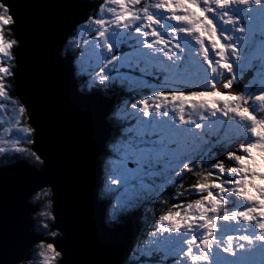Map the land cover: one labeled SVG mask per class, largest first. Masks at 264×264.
<instances>
[{
	"label": "snow or ice",
	"instance_id": "1",
	"mask_svg": "<svg viewBox=\"0 0 264 264\" xmlns=\"http://www.w3.org/2000/svg\"><path fill=\"white\" fill-rule=\"evenodd\" d=\"M105 2L114 7L102 4L78 25L91 39L81 46L74 31L63 57L74 73L87 75L85 83L95 91L115 87L114 73L139 74L130 86L147 89L131 103L136 123L120 125L105 144V183L119 185L109 187L117 194L113 217L128 206L121 203L128 193L153 204L170 195L169 188L177 189V199L185 191L197 197L188 203L178 199L158 217L147 244L137 248L140 264H264V119L249 106L258 102L264 109V88L249 87L257 72L264 80V39H255L257 20L264 33V0ZM18 28L13 4L0 0V98L28 119L26 126L10 131L9 139H0V154L8 152L2 146L8 144L43 172L47 158L28 147L38 143L40 129L16 93L17 53L23 46ZM257 45L259 68L252 63ZM249 69L252 74L246 76ZM148 76L159 86L152 88ZM37 77L47 87L40 66ZM221 118L242 131L250 129V138L216 151L212 145L220 141L209 140L207 130ZM186 174L197 180L180 191ZM55 189L45 182L26 194L38 238L31 255H18L13 264H67L61 247L67 233L58 222ZM241 202H246L242 208Z\"/></svg>",
	"mask_w": 264,
	"mask_h": 264
},
{
	"label": "water",
	"instance_id": "2",
	"mask_svg": "<svg viewBox=\"0 0 264 264\" xmlns=\"http://www.w3.org/2000/svg\"><path fill=\"white\" fill-rule=\"evenodd\" d=\"M19 18L16 93L27 102L40 129L35 147L47 168L26 159L0 165V264L31 255L34 229L27 193L41 183L56 185V214L67 233L61 243L67 264H124L133 223L108 225L106 202L99 198L101 159L112 126L106 120L116 97L79 90L62 47L93 4L85 0H9ZM40 66L45 87L37 77ZM15 95V93H13ZM28 124L27 116H25Z\"/></svg>",
	"mask_w": 264,
	"mask_h": 264
},
{
	"label": "rangeland",
	"instance_id": "3",
	"mask_svg": "<svg viewBox=\"0 0 264 264\" xmlns=\"http://www.w3.org/2000/svg\"><path fill=\"white\" fill-rule=\"evenodd\" d=\"M86 1H89V2L92 1L91 3H93V0H86ZM102 4H104L106 8L107 7H114V6H111V5H107L105 0H101V3L98 6V8ZM90 10H92V9H90ZM101 15H103V14H101ZM256 23H257V31H256V34H255V39H256V41H260V40H262L264 38L260 36V33H261V31L259 30L260 21L257 20ZM81 24H83V23H78L76 25V27L74 28L75 29L74 31L79 33L78 36H77V39L79 41H81V46H83V41L91 39V37L88 36L87 32L79 31L78 25H81ZM262 34L264 35V33H262ZM73 35H74V32H73ZM73 35L72 36L70 35V37L67 40H69L71 37H73ZM64 46H65V43H64V45L62 47V50H61L62 53L64 51ZM125 50H128V49L126 48ZM77 51H79V48H77ZM252 56H253V61H252L253 65L256 64L257 65L256 68H259L260 65H261L258 62V57H260L259 45H257L256 49L252 52ZM77 64H79V61H77ZM251 74H252V69H249V71L246 72L245 75L249 76ZM138 75L139 74H134V75H129V76H120V75H117V74L114 73V76H115V79H116V85L118 87H120V88L121 87L125 88V91L129 92L130 96H132V97L135 96L136 94H138V96L141 97V96H143L145 94L147 89H145L144 91H138L134 87L130 86V84H129V81L137 79ZM75 76L79 77L82 80L83 85H84L83 88H85V90L91 89L90 85L85 83V81L88 79L86 74H83V73H80V72H76ZM146 79L152 81V84H151L152 88H155V87L159 86L158 82H156L153 79V77L148 76V77H146ZM173 86H176V85H173ZM249 87L253 91H257V92L259 91V89L264 88V80L261 79L259 72H257V74H256L254 79L249 81ZM130 91L131 92L134 91V93H131ZM103 96H105V95H103ZM112 96L117 97L116 95H111V96H106V97H112ZM128 103L129 102L120 103L117 106H115V103H114V105L112 107V111L107 115L106 120L110 123L111 126L113 124L112 131L110 132L111 137L116 136L117 131L120 130L119 129L120 125H123L126 128L130 124L134 125L136 123L135 119L132 116L133 110L131 109V104L130 103L128 104ZM0 104H4V107H0V139H9L11 130H14V129L18 128V127L26 126L27 123L23 119V117H20L17 114V112L13 111V105L11 103L4 102L2 100V98H0ZM249 106L255 110L254 114H256L259 119H264V109H261L259 107L258 102L252 103ZM17 120H22V123L18 125L16 123ZM110 120H111L112 124H111ZM235 128L238 129L235 124L230 125L228 127L227 126V121L225 120V118H221V121L216 122L210 130H207V132L208 133L216 132L215 134H216L217 140H220V142H223V141H225L228 138L232 139V138L238 137V136H235L234 134L231 135L232 133H234L233 130ZM114 132H115V134H114ZM242 132L243 133L250 132V129L247 130V131H242ZM208 139H209V136H208ZM242 139H243L242 137L239 138V140H242ZM108 140L109 139H107L106 142ZM106 142H105V144H106ZM2 146L8 148V152L6 154H0V158H5L6 157V159H7V157H9V156L10 157L11 156L15 157L17 155H21V154H18V153H14L12 151L10 145H8V144H4ZM19 146H24V145H19ZM28 147H29V145H28ZM172 147H175V145H172ZM205 147H207V145H205ZM98 157H100V159H101L102 174H105V171H103V170H105V163H106V159L107 158L103 157V153H101ZM101 157H103V159ZM24 158H26V160L29 162V164H31L30 163L31 161L27 157H24ZM24 158H21V159H24ZM104 180H105V175H104ZM103 184L105 186H109L105 182ZM110 186H112V188L119 187V185H110ZM103 191H105V190H103ZM110 194H111L110 198H111L112 204L109 206V209H108V211L106 213V219H107L106 222L107 223L108 222H112V223L117 222L118 221V217H120L122 214L125 215L124 213H126V212H128V211H130L132 209L141 208V207L144 206V204L147 201H149V200L145 199V200L137 202L135 200V198H134V195L132 193H128V194H126L125 196H123L121 198V203L122 204L127 203L128 206L120 208L118 214L115 217H113V206L116 204V196H117V194L116 193H112V192H110ZM244 204H246V202H241L240 207L242 208ZM34 217H35V215L33 216V222H34V219H35ZM33 225H34V229L36 230V228L38 226L35 224V222L33 223ZM241 225H243V222H241ZM247 227L248 226L245 225L242 228H238L237 231L238 232L239 231H243ZM154 230L155 229H153V231ZM221 235H223V234H221ZM146 244L147 243H145L141 247H144ZM165 258H167V257H165ZM168 263L171 264V261L169 260Z\"/></svg>",
	"mask_w": 264,
	"mask_h": 264
},
{
	"label": "trees",
	"instance_id": "4",
	"mask_svg": "<svg viewBox=\"0 0 264 264\" xmlns=\"http://www.w3.org/2000/svg\"><path fill=\"white\" fill-rule=\"evenodd\" d=\"M100 3H101V0H93V3H92L93 7L91 8L92 10H90L88 12V14L86 15V17H84L82 19L81 23H83L85 20H87V18L89 16H91L94 11H96V9L100 5ZM73 32H72L71 36L73 35ZM258 62L260 64L262 63L260 57H258ZM254 66L256 67L257 65L255 64ZM77 80H78L80 87L83 88L84 85H83L82 80L79 77H77ZM81 91H84V90L81 89ZM89 91H95V90H93L91 88ZM99 92H101L102 95H105V96L116 95L117 97L115 100V106H117L120 103H125V102H129L131 104L132 102H136L138 100V97H139L138 94H136L133 97L130 96L129 92L125 91V88H123V87L120 88L117 85L111 89L100 90ZM131 93H134V91ZM23 119L25 120V117H23ZM225 120H226V118H225ZM110 122H111V120H110ZM111 124H112V122H111ZM230 125H233V124H229L227 122V126L229 127ZM112 126H113V124H112ZM233 131H234V133H232L231 135L234 134L235 136H238V137L232 138V139L228 138L225 141L220 142L219 144L213 143L212 147L216 151H220L221 148L227 147L229 143H235L237 140H239L240 137L243 138L241 140V141H243V140L249 139L251 136L250 132L243 133L240 129L235 128ZM215 133L216 132L208 133L209 140H212L214 142L220 141V140H217ZM114 134H115V132H114ZM103 157H101V158L103 159ZM21 158H24V157L21 155H17L15 157L9 156V157H7V159H6V157L0 158V165L12 163V162H15ZM24 159H26V158H24ZM224 163H225L226 167L231 166V162H229L227 160H225ZM103 171H105V170H103ZM104 175L105 174L101 175L102 184L99 188V198L106 202V204L108 206V208H107V210H108L109 206H110L109 201H111V198H110L111 194L109 192V187L112 188V186H110V185L105 186L103 184L105 182ZM186 175H187V179H185L183 181V188L179 189L180 191H184L191 184L195 183V181L197 180V177L192 175V174H186ZM103 190H105V191H103ZM168 191H169L170 195L165 196L162 201H159V202L154 203V204L151 203L150 201H147L143 207L137 208V209H132V210L124 213L125 215L122 214L120 217H118L117 222H124L125 220L131 219V221L133 223L132 241L129 245L128 253L126 255V260H125L124 264H140L141 256L137 252L138 246L141 247L145 243H147L148 234H149V232L153 231L154 223L158 220V217L161 214H164L166 211H168L171 208L173 203H177L178 199H183L185 201V203H188V202H191L193 199L197 198V197H193V196L188 195V193L185 191L184 196L177 199L176 198V193H177L176 188H169ZM108 224H111V223H108ZM165 259L167 260V258H165Z\"/></svg>",
	"mask_w": 264,
	"mask_h": 264
},
{
	"label": "bare ground",
	"instance_id": "5",
	"mask_svg": "<svg viewBox=\"0 0 264 264\" xmlns=\"http://www.w3.org/2000/svg\"><path fill=\"white\" fill-rule=\"evenodd\" d=\"M105 220H106V217H105ZM107 223V222H106Z\"/></svg>",
	"mask_w": 264,
	"mask_h": 264
}]
</instances>
